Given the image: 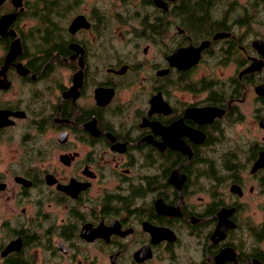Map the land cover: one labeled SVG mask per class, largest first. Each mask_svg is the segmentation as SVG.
I'll return each mask as SVG.
<instances>
[{
    "label": "flooded vegetation",
    "instance_id": "1",
    "mask_svg": "<svg viewBox=\"0 0 264 264\" xmlns=\"http://www.w3.org/2000/svg\"><path fill=\"white\" fill-rule=\"evenodd\" d=\"M144 1L127 61L97 6L0 0V264H264V134L203 152L249 94L264 132V33Z\"/></svg>",
    "mask_w": 264,
    "mask_h": 264
},
{
    "label": "rangeland",
    "instance_id": "2",
    "mask_svg": "<svg viewBox=\"0 0 264 264\" xmlns=\"http://www.w3.org/2000/svg\"><path fill=\"white\" fill-rule=\"evenodd\" d=\"M133 0H123V2L117 4V0H82L81 7L79 5L78 9L91 8L92 6H97L101 10H104L103 27L108 29L106 41L107 53H113L116 49L117 37L115 35L116 29H118V54L120 57L127 61H141L142 48L145 44L150 43V38L141 37L137 38L134 35L138 29V17L140 14L147 13L148 18L150 14L155 13V6L151 4H145L144 0H134L139 1L137 4L132 2ZM192 2L194 0H187ZM210 12L212 19L217 21L223 20L225 24L234 25L236 23H247L250 28L253 29L252 33L248 38H252L255 35L264 33V24L260 23V19L264 18V0H210ZM76 12V11H74ZM259 20V21H258ZM175 18L172 22L171 31L176 33L175 23H177ZM137 25V26H134ZM236 28V26H234ZM238 29V28H237ZM139 43V44H138ZM158 49L162 48L161 44L156 46ZM155 50V46L152 45L150 51ZM149 51V52H150ZM137 58V59H134ZM253 97L251 94L247 96V100L241 104V107L245 113L246 121L242 124L236 126L234 129L230 128L227 132L225 139L218 142L213 147L206 146L203 148V152L219 156L228 147L234 145L243 146L248 138L260 137L264 132L257 130L253 125V120L251 123V112L253 108L252 103ZM248 121V122H247ZM214 147H217L214 150ZM9 152H4L1 156H9ZM5 166V161H0V168ZM181 249L185 250L184 247H189L187 243L181 244ZM190 248V247H189Z\"/></svg>",
    "mask_w": 264,
    "mask_h": 264
},
{
    "label": "trees",
    "instance_id": "3",
    "mask_svg": "<svg viewBox=\"0 0 264 264\" xmlns=\"http://www.w3.org/2000/svg\"><path fill=\"white\" fill-rule=\"evenodd\" d=\"M61 1L63 2L64 0H59V3ZM211 3L210 0H194L190 3L189 1L187 2V0H183L182 3L173 5L170 12L174 15H179L180 21H182L187 28L202 29L205 31L210 29V27L216 22L211 17ZM57 7H61V5ZM159 27H163V22L162 25H159L156 28ZM204 31L202 33H204Z\"/></svg>",
    "mask_w": 264,
    "mask_h": 264
},
{
    "label": "water",
    "instance_id": "4",
    "mask_svg": "<svg viewBox=\"0 0 264 264\" xmlns=\"http://www.w3.org/2000/svg\"><path fill=\"white\" fill-rule=\"evenodd\" d=\"M158 4L163 5V2H160V0L156 1ZM166 6V5H165Z\"/></svg>",
    "mask_w": 264,
    "mask_h": 264
}]
</instances>
